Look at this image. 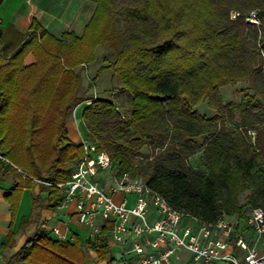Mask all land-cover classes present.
Segmentation results:
<instances>
[{"label": "trees", "instance_id": "obj_1", "mask_svg": "<svg viewBox=\"0 0 264 264\" xmlns=\"http://www.w3.org/2000/svg\"><path fill=\"white\" fill-rule=\"evenodd\" d=\"M91 1L95 10L81 36L56 38L36 19L20 35L0 22V182L13 181L6 196L13 217L23 192L36 186L37 223L43 209L62 204L64 192L45 182L69 181L83 159V143L70 140L67 122L86 101L90 138L110 155L119 179L145 169V183L174 210L207 223L264 210V0ZM233 11L241 14L236 20ZM251 11L260 26L247 22ZM99 46L115 53L102 70L111 69L128 96L127 115L112 100L80 94L74 68L93 62ZM241 83L247 87L240 103L225 104L221 89ZM205 102L214 116L199 112ZM243 190L252 191L246 205ZM111 228L95 242H59L40 228L4 262L86 264L93 250L100 261L118 264ZM15 236L9 233L4 251Z\"/></svg>", "mask_w": 264, "mask_h": 264}, {"label": "built area", "instance_id": "obj_2", "mask_svg": "<svg viewBox=\"0 0 264 264\" xmlns=\"http://www.w3.org/2000/svg\"><path fill=\"white\" fill-rule=\"evenodd\" d=\"M240 16L239 12L231 13L232 20ZM246 20L261 25L256 11ZM83 146L85 155L71 179L45 184L64 191L58 210L76 202L79 222L90 230L93 242L111 225L109 237L130 264H178L185 260L184 253L190 256L191 264H264L263 209L253 210L245 219L223 216L214 223L184 217L145 181L101 183L98 176L112 168L111 157L105 151L92 157L90 152L97 147L85 141ZM52 233L59 241L67 240L57 227Z\"/></svg>", "mask_w": 264, "mask_h": 264}, {"label": "rangeland", "instance_id": "obj_3", "mask_svg": "<svg viewBox=\"0 0 264 264\" xmlns=\"http://www.w3.org/2000/svg\"><path fill=\"white\" fill-rule=\"evenodd\" d=\"M6 1L7 0H5L3 3L4 6L0 5V19L4 22V27H7V25L11 24L10 22L11 15L14 11H16V9L19 10L21 19L23 18H26L27 20L30 19L31 13L29 11V4L27 3V0H11V1L9 0L8 3H5ZM69 2L70 0H34V3L41 5V7L49 8L52 11H57L56 13L58 14L62 13V11L65 9V6ZM73 12H74V8L72 7L70 10H68L67 17H69L70 15H74ZM15 29L20 35L26 34L29 31L27 30L26 33H22V31L17 29L16 27ZM51 34L54 37L58 38L53 33ZM114 61H115V53H113V51L111 50L104 48L103 46H99L95 52V60L91 63H87L86 65H81L74 68V71L79 72L82 78L83 87L80 91V94L86 95L93 99L101 98V99L112 100L118 106H120L121 111L124 112L125 115H127V113L130 110V100L128 96L121 93L119 89L120 88L119 81L117 77H115L113 71L111 69L102 70L103 66H108L110 62H114ZM246 87H247L246 84L241 83L237 85H228L222 88L221 95L224 103L225 104H228L230 102L236 104L240 103L244 95L243 90ZM88 104H91V101H86L78 105L74 109V112L71 114L67 122V129L69 132L68 135L70 140L76 144H81L83 143V141H85L87 142L88 145H91L92 147H97L91 140L88 129L85 126V123L82 119L83 111L86 105ZM198 110L202 115L207 117H212L215 115V111L210 109L206 102L201 104ZM227 127L229 129H232V125L230 124V122L227 123ZM249 134L252 138V142H255L257 135L256 132L250 131ZM100 151L101 150L99 148H96V150L94 151L92 150L90 154L92 157H97ZM148 152L149 151L147 149L143 150L144 154H148ZM201 155L202 153L199 152L195 157L191 159V164L193 166L196 167L200 165ZM80 162L81 161L77 163L76 167H78ZM136 167L137 166H135V168ZM76 169L77 168L73 169V173ZM144 173H145V169H141V171H137L138 176L127 174L123 178L119 179L116 176V168L112 164V168L102 172L98 176V180H100L101 183H104L105 185H109V186L115 184L116 182L129 181V180H140L144 182L143 179ZM0 186H2V184H0ZM4 189L6 190V188ZM36 193L37 192H34V195H36ZM251 193H252L251 190H243L241 192L239 198L242 205L247 204ZM3 194H4L3 192H0V199ZM31 194L32 193L29 191L25 193L24 209L22 214L28 213L29 205H31V198H32ZM2 211L3 209L1 208L0 205V245L2 244L3 240L4 241L6 240L5 229L9 231L8 225L10 224V223L8 224V219H10V217L6 218L7 216H5ZM12 253L13 252L10 251L9 255H11ZM90 255L91 257L94 256L93 254L89 253V256ZM1 264H4V262H1ZM89 264H102V262L99 261V259L96 256H94L89 262Z\"/></svg>", "mask_w": 264, "mask_h": 264}, {"label": "crops", "instance_id": "obj_4", "mask_svg": "<svg viewBox=\"0 0 264 264\" xmlns=\"http://www.w3.org/2000/svg\"><path fill=\"white\" fill-rule=\"evenodd\" d=\"M8 1L9 0H7L5 3H8ZM27 3L29 4V11L31 13L30 19H21L20 12L18 9H16V11H14L11 15V24H13L17 29L21 30L22 33H26L27 30L30 29L33 19H36L43 27L47 28L58 38H60L64 32H74L78 36H81L95 10V4L91 0H70L62 13H60L61 15L56 13L57 11H52L49 8L41 7V5L34 3V0H27ZM2 6L4 5L2 4ZM71 6L74 8V15L67 17L68 10L72 8ZM0 22L2 25H4V22L1 19ZM0 184H2V186H0V192L4 193L0 199V205L3 209L2 212L5 216H7L6 218L10 217V219H8V224L10 223L8 225L9 231L5 229L6 240H3L2 244L0 245V264L1 262H4L5 254L9 255L10 251L13 252L12 254L16 253L40 228H44L49 231L51 237L57 241L59 240L53 235L52 229L56 227L59 228L67 235L66 241L59 242H75L77 237H79L82 241L91 240L90 230L87 227L81 225L79 222L76 202H73L71 207L65 210L43 209L41 211L40 219L37 223L34 218L35 208L33 206V199L40 194L39 186H36L31 192L32 198L28 213L22 214L24 209L25 193L28 191L25 190L21 197L17 214L15 217H13L11 205L6 200V196L13 188V181L11 179H7L6 181L0 182ZM4 188H6V190ZM34 192H37L36 195H34ZM46 196L47 194H43L42 198H46ZM120 198L121 196L116 197L117 200H120ZM23 219L29 220L28 224H26L24 227L21 225ZM11 231L16 233L15 246L8 251H4L3 245L7 242V236ZM108 242L111 254L119 261L118 264H130L124 251L119 246L115 245L110 237L108 238ZM89 253L98 258L96 252L90 250L86 255V264H89L91 259L94 257H91V255L89 256ZM182 257L185 260H183V262H179L178 264H191L189 262L190 256L187 253H184ZM101 262L102 264H106V262Z\"/></svg>", "mask_w": 264, "mask_h": 264}]
</instances>
